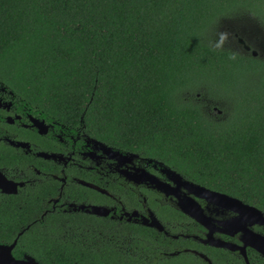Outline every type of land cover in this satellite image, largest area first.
Returning a JSON list of instances; mask_svg holds the SVG:
<instances>
[{
	"label": "trees",
	"instance_id": "1",
	"mask_svg": "<svg viewBox=\"0 0 264 264\" xmlns=\"http://www.w3.org/2000/svg\"><path fill=\"white\" fill-rule=\"evenodd\" d=\"M240 37L264 38V0H0V80L264 213V57Z\"/></svg>",
	"mask_w": 264,
	"mask_h": 264
},
{
	"label": "flooded vegetation",
	"instance_id": "2",
	"mask_svg": "<svg viewBox=\"0 0 264 264\" xmlns=\"http://www.w3.org/2000/svg\"><path fill=\"white\" fill-rule=\"evenodd\" d=\"M18 90L0 80V264H264L256 248L260 241L264 251V225L255 218Z\"/></svg>",
	"mask_w": 264,
	"mask_h": 264
},
{
	"label": "water",
	"instance_id": "3",
	"mask_svg": "<svg viewBox=\"0 0 264 264\" xmlns=\"http://www.w3.org/2000/svg\"><path fill=\"white\" fill-rule=\"evenodd\" d=\"M238 43L239 45L242 46L243 50L245 52H249L250 55L253 57V58H256L257 56H262L264 54V38H262L259 42H258V50L256 48H251L243 38H238ZM259 50L261 52H259ZM160 165H163L161 162L159 163ZM165 169L167 171H169L172 175H174L178 180L182 181L184 184H186L188 187L190 188H193L195 190H198L200 192H202L206 198L210 201H222V202H225L227 204H232V205H235L236 208H237V211L239 212V214L241 216H246V217H252V218H255L256 219V222L258 224H261V225H264V213L257 209L256 207H253V206H249L247 204H244L242 203L240 200L236 199V198H233V197H230L228 195H225V194H222V193H219V192H215V191H212V190H209V189H206L200 185H197V184H194L192 182H189V181H183L182 179V176L174 171H171L167 166H165ZM93 211L94 213H97L98 215L100 214H106V212L101 209V208H93ZM256 239H260V240H263L261 239L259 236H255ZM260 242V241H259ZM257 244L256 248H258V251L260 252V254L264 255V251L261 250V246L260 244ZM221 244H215V246H220ZM222 246H226L228 247V245H222ZM254 246V245H253Z\"/></svg>",
	"mask_w": 264,
	"mask_h": 264
}]
</instances>
